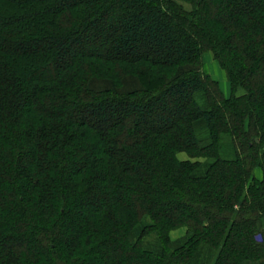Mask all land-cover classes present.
I'll return each mask as SVG.
<instances>
[{"label": "trees", "instance_id": "1", "mask_svg": "<svg viewBox=\"0 0 264 264\" xmlns=\"http://www.w3.org/2000/svg\"><path fill=\"white\" fill-rule=\"evenodd\" d=\"M0 264H264V0H0Z\"/></svg>", "mask_w": 264, "mask_h": 264}, {"label": "rangeland", "instance_id": "2", "mask_svg": "<svg viewBox=\"0 0 264 264\" xmlns=\"http://www.w3.org/2000/svg\"><path fill=\"white\" fill-rule=\"evenodd\" d=\"M30 37V35L28 36ZM203 59V68L205 71H207L214 79L218 80L220 83V87L222 92L224 93L225 96H230L232 91H231V85L226 77L225 70L220 66L218 61L214 58L212 52H205L202 56ZM242 91L237 92V94H241ZM181 158H186L185 153H180L179 154ZM256 175L260 178L262 177V171L258 169L256 171ZM180 233V230H177L173 232V236H177Z\"/></svg>", "mask_w": 264, "mask_h": 264}, {"label": "crops", "instance_id": "3", "mask_svg": "<svg viewBox=\"0 0 264 264\" xmlns=\"http://www.w3.org/2000/svg\"><path fill=\"white\" fill-rule=\"evenodd\" d=\"M227 77V76H226Z\"/></svg>", "mask_w": 264, "mask_h": 264}]
</instances>
